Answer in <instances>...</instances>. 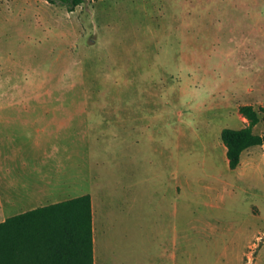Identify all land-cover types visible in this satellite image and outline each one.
Instances as JSON below:
<instances>
[{"label": "rangeland", "instance_id": "obj_1", "mask_svg": "<svg viewBox=\"0 0 264 264\" xmlns=\"http://www.w3.org/2000/svg\"><path fill=\"white\" fill-rule=\"evenodd\" d=\"M243 104L264 106V0H0V114L45 116L22 147L42 143L53 197L98 199V245L115 264H135L134 244L153 264L170 235L190 264H251L264 172L232 169L221 136L248 125ZM178 163L190 179L178 231L156 232L147 209L135 237L136 196L176 195Z\"/></svg>", "mask_w": 264, "mask_h": 264}, {"label": "crops", "instance_id": "obj_2", "mask_svg": "<svg viewBox=\"0 0 264 264\" xmlns=\"http://www.w3.org/2000/svg\"><path fill=\"white\" fill-rule=\"evenodd\" d=\"M29 101L30 99H22L14 100L12 103L22 104ZM29 104L32 105V102H29ZM242 116L249 123L248 118L243 114ZM43 117L45 116L42 114L35 116L32 112L0 114V222L5 221L8 217L39 206L79 196L53 197V195H60V191L55 190L53 194L52 176L45 170V164L41 160L42 143L35 140L33 143L22 147L23 131L34 128L46 129V125L42 124ZM259 123L254 126V131ZM223 153L224 158L226 157L229 163L225 143ZM181 166L178 163L176 168L171 167V187H175L178 191L176 195L171 193L169 195L143 194L136 196L134 201L135 237L136 227L140 229L143 212L147 213V209L150 210L149 223L156 232L170 231L173 233L178 231L180 224L175 220L174 216H180L179 201L183 200V198L187 200L189 198L180 192H183L184 188L190 184L188 176L184 177V174L181 175ZM242 167H249V170L259 173L264 172V144L251 145L242 152L241 163L238 167L232 169H240ZM150 181H152V178ZM89 194L92 200L94 264H115L113 259L103 255L98 245L99 231L101 230H99L98 226L99 209H95L98 199L96 200L94 195ZM164 201L168 202L169 206L163 205L162 202ZM155 202H159L160 205L155 204ZM168 208L169 210H167ZM252 209L257 215L261 216L262 209L258 204H254ZM168 214L170 215L169 217ZM154 245L156 250L152 251L153 264H190L189 244H184L183 241L182 243L179 242L172 235H170V238H167V236L158 238ZM250 245L257 248L255 255L251 256V264H264V244ZM141 246V244H134L135 264H140L137 260L140 261L141 258Z\"/></svg>", "mask_w": 264, "mask_h": 264}, {"label": "trees", "instance_id": "obj_3", "mask_svg": "<svg viewBox=\"0 0 264 264\" xmlns=\"http://www.w3.org/2000/svg\"><path fill=\"white\" fill-rule=\"evenodd\" d=\"M47 1L74 10L84 0ZM239 110L248 125L221 132L231 168L239 166L247 147L264 144V131H254L264 106L243 104ZM0 264H94L91 195L39 206L0 222Z\"/></svg>", "mask_w": 264, "mask_h": 264}]
</instances>
